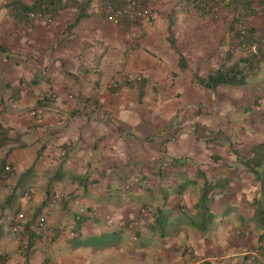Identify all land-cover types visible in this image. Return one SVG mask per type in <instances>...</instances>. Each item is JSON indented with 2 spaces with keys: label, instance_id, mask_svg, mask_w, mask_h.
I'll list each match as a JSON object with an SVG mask.
<instances>
[{
  "label": "rangeland",
  "instance_id": "obj_1",
  "mask_svg": "<svg viewBox=\"0 0 264 264\" xmlns=\"http://www.w3.org/2000/svg\"><path fill=\"white\" fill-rule=\"evenodd\" d=\"M168 2L155 3L149 22L143 26L132 22L119 24L128 38L126 52L120 56L121 62L124 63L135 55L140 62L151 68V75L122 76V72H119L117 80L111 81L106 87H96L97 92L91 96L94 101L101 92V96L106 99L110 97L102 104L92 101L91 104L74 103L68 108L55 110V98L52 93L49 98L45 97L43 101L46 102L42 106L34 102L24 109L11 108L18 98L17 88L12 87V90L4 91L3 85L0 87V96L5 95L3 92L10 94L8 101L0 99V240L6 242L7 248L13 247L26 258L29 257L31 248L39 250L46 257L44 264H103L101 257L90 261L85 256L86 253L77 257L73 253L74 250L69 255L75 257L65 260L61 255V261L55 259L56 263L52 258L53 253L61 254L52 248L59 244L62 247L68 246L71 240L70 232L73 231L71 222H74V215H77L78 211H81L79 215H82V224L88 219L100 218L88 216L87 204L83 203V199L89 194L83 192V186L87 187L89 183L93 189H97L100 182H88L90 175L83 180V166L79 167V163L76 164V170H65L64 175L61 172L70 158L68 152L75 147L67 144L61 146L56 154V165L44 172H41L40 166L35 167L39 163L26 166L28 162L24 161V157L21 158L20 152H14L13 156V151L25 145V140L40 150L52 139L51 133L54 129H61L69 121H82L89 125L90 118L95 116L100 118L99 125L94 127H100V124L103 126L108 122L113 128L123 124L122 128L125 130V161L119 163L122 160L117 162L106 157L103 159L110 169L121 168L125 171L124 175L127 176H121V180L132 182L127 184L131 186L129 190H125L124 195L133 203L131 210L136 211L133 217L137 221L132 217L125 224L134 223L138 229L149 224L158 231L155 220L159 206H162L165 199L163 193L170 189L173 196H181L180 203L186 200L185 205L181 206L174 200L173 206L177 209L183 210L191 206L199 188L189 187L184 189L182 194H175L176 187L187 186L191 177L200 179V173H204L208 180L228 179L233 184L228 186V190L235 187V179L245 180L241 189L248 192V197L238 200V205H241L242 208L239 209H242V212L249 208L248 202L259 186L241 163L250 157L253 144L264 142V64L260 65L257 75L249 78L241 87H219L214 92L202 89L193 81L194 74L205 77L218 68L229 67L243 56L236 39L237 30L242 28L234 23L233 14L224 3L219 4L214 12L201 17L192 4L186 3L185 0ZM157 5L160 14L155 10ZM169 22L172 23L177 50L186 60L185 71L179 70L178 56L167 42ZM248 27L254 28L257 38L264 39V10L249 18ZM25 58L14 55L12 59L17 63L6 61L17 65L23 63L26 67L28 64ZM4 63L0 58V67L8 64ZM1 83L0 81V86ZM140 89L144 92L142 98L138 96ZM41 96L44 94L39 98ZM39 101L41 102V99ZM20 113V117L25 116L30 118V123H35L31 126L29 124L25 132L17 130L12 121V117ZM57 115L59 117L54 125L56 128H53L52 121ZM116 117L124 120L120 119L119 122ZM133 128L137 137H132L128 132ZM3 130L4 132H1ZM1 136L7 138L3 139ZM96 138L94 136L92 140ZM8 150L12 152L4 158ZM12 157L23 165L19 166V172L13 170L10 160ZM87 167L90 172L92 164L89 163ZM76 173L78 176H75ZM116 176L119 178L118 173ZM178 176L181 177L180 180H177ZM56 194L60 196L58 208L45 214L43 226L37 227V219L44 215L50 199ZM76 198L80 202L72 206L70 203ZM236 200L235 194L227 196V200L222 199L218 204H214L212 209L216 213H223L227 211L226 207L228 209L230 203ZM142 203L143 206H140ZM162 211L165 212L163 209ZM19 215H22V219L17 218ZM220 217L219 214L208 234L212 238V244L218 243L219 248L215 251L205 248V256L199 257L193 250L189 252V248L184 244H171L162 250V239L159 236L157 242L149 243L145 248L142 242L132 241L133 233L138 231L133 229L129 235L130 240L128 236L124 239L123 247L127 249V254L134 255H125L124 261L118 264H255L258 260L264 263V239L258 242L261 231L251 221L250 216L247 220L243 218L246 224L242 223L232 229L220 221ZM166 224L170 225L167 222ZM14 227L17 232H13ZM168 232L172 233L169 230ZM114 238L116 235L108 234L102 237V242L111 243ZM149 247L152 252L147 255ZM235 247L236 250L233 251L236 254L232 255L233 251L230 249ZM3 258H7L5 251L0 255L2 263L5 262L2 261Z\"/></svg>",
  "mask_w": 264,
  "mask_h": 264
},
{
  "label": "crops",
  "instance_id": "obj_2",
  "mask_svg": "<svg viewBox=\"0 0 264 264\" xmlns=\"http://www.w3.org/2000/svg\"><path fill=\"white\" fill-rule=\"evenodd\" d=\"M11 1L16 0H0V44L8 48L13 55L26 57L25 59H27L28 64L26 67L23 63L20 65L9 64L6 58L0 55V58L5 63H8H4L5 65L0 67V81L5 85L17 88L18 98L17 101L12 103L11 108L24 109L27 105L34 102L42 106L46 102L43 101L46 99L45 97L49 98V94L52 93V97L55 98V110L68 108V106L74 103L88 102L91 104L92 101V103L99 102L102 104L109 100L108 98L110 97L106 99V97L101 96V92L99 97L97 96L94 101L91 100V96H93L94 92H97L96 87H106L111 81L117 80L119 72H122V76L143 74L144 77H149L151 75V68L140 62L139 58L135 55L126 59L124 63H122L123 61L121 62L120 56L126 52L127 35L121 30L119 25H113L105 21L100 0H94L91 3L87 10V17L81 20L73 29H68V27L74 20V10L62 12L54 20H51L50 23L32 18L33 21L31 23H21L16 22L10 10L5 7ZM20 1L29 5L34 0ZM158 3L169 2L168 0H159ZM156 9L158 10L157 14H160L159 5H157ZM140 44L142 46V42ZM17 78L18 82H16ZM89 89H94V91L89 92ZM3 94L5 95H1L2 97L0 96V98L8 101L10 94L7 95V92H3ZM38 94L39 96L44 94V96L39 98ZM40 99L41 102L39 101ZM63 110L67 111V109ZM21 114L13 116L12 121L17 130H22V132L24 130L25 132V128L29 124L31 126V124L35 125V123H30V118H26L25 116L20 117L22 116ZM58 117L59 115L54 116L55 120L52 121L53 128H56L54 125ZM99 118L96 116L95 118L91 117L89 125L82 121L79 123L69 121L61 129H54L55 131L51 133L52 139L45 144V147L41 148L43 152L37 162L39 164L35 165V167L40 166L41 172L46 171L48 168L56 165L55 160L58 149L66 144L72 145L75 148L68 152L70 158L66 163V167L61 171L62 174L64 175L65 170H76V167H78L76 164L79 163V167L83 166L81 173L84 178L90 175L88 182H100L97 189H93L87 183L88 186L85 187L87 188V192L83 191L84 193H89L83 199V203L87 204L89 211L87 215L100 218L98 220L88 219L80 226L79 234L70 232L71 240L68 246L62 247L59 244L52 248L56 252L59 251V254L61 253L60 255L53 253L52 258L60 262L61 255L65 260L75 257L69 255L74 250L73 253L77 257L86 253L85 256L90 261L101 257L100 261L103 264H118V262L124 261L123 257L125 255H129L127 254V249L123 247V243L127 236L128 240H130L129 235H131L130 233L133 229L138 231L133 233L132 241L138 240V242H142L145 248L147 244L157 242L159 236L162 239V250H164L163 248H167L165 246H170L171 244L172 246L184 244L189 248V252L193 250L195 255L201 257L205 254V248L209 250L214 249L212 251L218 249V243L213 245L210 235L203 237L189 222L193 215L192 207L198 198L199 192L196 197H193L191 206L189 205V207L187 206L183 210L175 208L173 201L179 202L181 206V204L185 205L186 200H182L180 203L181 196H173L170 189H167L163 193V198L165 199L162 201V206H159V210L163 209L167 212L166 222L170 225L167 226L166 224L161 233H159L160 230L155 231L152 225L150 226L149 224L144 227L141 226L139 229L134 223L125 224L126 221L131 220L136 212L131 210V204L133 203L124 195L125 190H129L131 186L127 184H132V182L121 180V176H127L124 175L125 171L121 168L110 169L104 162L105 160H103L106 157L117 162L122 160L119 163L125 161L126 137L123 132L125 130L122 128L123 124L119 127L117 126V128H113L108 122L103 124V126L100 124V127H94L99 125ZM116 118L120 122L121 118ZM43 120L45 119L43 118ZM121 120H124V118ZM133 120L135 121L136 118H133ZM128 132L132 137H137L135 128L128 130ZM94 136L97 137L95 139L97 140L96 143L95 140H92ZM24 144L25 147L13 151V156L14 152H20L21 158L24 157V161L28 162L26 166H32L37 149L28 140H25ZM10 160L13 164V170L19 172V166H23L22 163H17L14 157L10 158ZM89 163L92 164L90 172L87 167ZM87 172L89 173L85 175ZM116 173H118L119 178H117ZM75 176H78V174L76 173ZM180 179L181 177L178 176L177 180ZM200 181L196 177H191L187 186L181 185L176 187L175 194H182L183 190L189 187L200 188ZM245 182L243 179H235V187L230 188L224 195L216 198L214 204H218L222 199L227 200V196L233 194H235L237 200L236 202L232 201L230 207L228 209L226 207L227 211L223 213L217 212V214L212 209L216 214L214 222L218 220L217 217L220 214L219 220L232 229L236 228L235 226L237 225L240 226L242 223L243 225L246 224L244 220H247L249 216L251 219L252 209L249 207L247 208L249 211L245 210L242 212V209H239L242 208L241 205H238V200L248 197V192L241 189V185L245 184ZM231 185L233 184L229 182V186ZM234 190L236 193H234ZM140 206H143V203ZM3 214H7L5 210ZM133 219L137 221L134 217ZM63 221L66 220L63 219ZM71 226L75 227L73 221L71 222ZM168 230L172 233L169 234ZM108 234H114L116 238H114L113 242L104 244L102 237ZM2 241L3 239L0 240V255L5 251L7 258H3L2 261L5 260V262H0V264H44V258L46 257L41 251L31 248L32 251L29 257L26 258L11 246L8 249L6 242ZM12 250L14 251L12 252ZM230 250H236V247ZM151 252V247L147 248L146 254L150 255ZM231 254L235 255L236 252L233 251ZM133 255L130 254L129 256ZM88 260H86L87 263H89Z\"/></svg>",
  "mask_w": 264,
  "mask_h": 264
},
{
  "label": "trees",
  "instance_id": "obj_3",
  "mask_svg": "<svg viewBox=\"0 0 264 264\" xmlns=\"http://www.w3.org/2000/svg\"><path fill=\"white\" fill-rule=\"evenodd\" d=\"M93 1L94 0H34L31 4L27 5L20 0H16L7 3L5 7L10 10L13 19L21 23H31L33 21L29 17V14H39L42 18L54 20L61 12L74 10V20L68 27V29H73L81 20L87 17V10ZM128 1L129 0H100V3L102 9L106 6L120 8ZM143 2L144 1H142L141 4H143ZM185 2L191 3L195 11L201 17H205L209 15V13L214 12L219 4L224 3L225 6L231 10L234 23L239 24L242 28L237 30L236 39L238 48L243 56L239 57L236 62L229 67L218 68L205 77H199L197 74H194L192 76L193 81L202 89L214 92L219 87H241L245 85L249 78L255 77L259 71L260 65L264 64V39L257 38L254 28L248 27V20L250 17L255 16L258 11L264 10V0H185ZM167 42L178 56L177 65L179 70L185 71L187 68L186 60L177 50L174 33L172 31V23L170 22L167 27ZM0 55H3L6 60L11 63H17L13 61L12 58L14 55L10 50L2 45H0ZM2 85L4 91L12 90V87L4 83H1L0 87H2ZM143 94V89H140L138 91L139 98H142ZM1 132H4V130ZM1 137L3 139L7 138V136ZM23 147H25V145L17 148ZM12 150H8L4 158H6ZM42 150L43 149H40L35 152L33 166L41 158ZM4 162L5 159L3 160V165ZM241 164L252 176V180L259 186L258 191L254 193L248 204L252 209L251 221H253L261 231L257 239L259 242L264 239V142L255 144L250 150V157L243 160ZM2 168L4 170V166ZM199 178L201 180L199 195L192 207L193 215L189 222L203 235V237H206L213 228L216 218V214L212 210V205L218 196L224 195L227 192L229 181L226 178L208 180L204 173H200ZM82 179L86 180L84 177ZM84 190L86 191L85 186H83V191ZM167 215L168 214L162 210L157 211L155 224L157 225V230H160L159 233L163 232ZM76 216L77 215H74L75 227H73V231L71 232L79 234L78 232L82 224V215H79L78 220H75Z\"/></svg>",
  "mask_w": 264,
  "mask_h": 264
},
{
  "label": "built area",
  "instance_id": "obj_4",
  "mask_svg": "<svg viewBox=\"0 0 264 264\" xmlns=\"http://www.w3.org/2000/svg\"><path fill=\"white\" fill-rule=\"evenodd\" d=\"M143 2V4H141ZM159 0H129L123 7L120 8H113L110 6H106L102 9L103 18L105 21L113 24L119 25L125 21L135 23L138 26H143L149 22L151 18V9L155 3H158ZM222 1V0H219ZM29 17L35 20L41 19L47 23L51 22L49 18H42L39 14H29ZM80 200L78 198L74 199L72 206L78 205ZM60 203V196L54 195L50 201L49 205L44 213L39 219L36 221L37 227L41 228L44 224L45 214H48L51 210L58 208ZM78 211L75 220L79 219ZM18 219H22V215L17 217ZM13 232H17V228H13ZM254 261V260H253ZM255 264H264L260 260L255 261Z\"/></svg>",
  "mask_w": 264,
  "mask_h": 264
}]
</instances>
